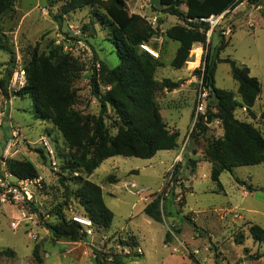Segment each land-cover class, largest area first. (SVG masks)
Wrapping results in <instances>:
<instances>
[{
	"label": "rangeland",
	"instance_id": "rangeland-1",
	"mask_svg": "<svg viewBox=\"0 0 264 264\" xmlns=\"http://www.w3.org/2000/svg\"><path fill=\"white\" fill-rule=\"evenodd\" d=\"M63 1L15 0L12 7L0 15V39L6 47V51H0V79L7 82L9 95V102H6L0 94V113H4L0 146L4 137L10 135V125L19 128L17 159L30 161L38 173L33 185L27 187L29 200L24 205L0 200V249L14 252L11 259L0 257V264H94L93 250L101 251L106 263L119 258L124 264H160L172 254L187 257L190 264H264V244L254 241L248 233L251 224L264 229V162L234 168L232 173L224 171L219 176V183H215L210 178V164L204 149L208 141L221 138L220 124L213 119L207 124L204 136L191 135L199 116L207 109L215 113L207 97L203 101V114H196V103L204 54L207 47L213 49L218 43L217 36L222 34L229 43L219 53V58H229L248 68L249 75L257 79L261 88L252 114L236 109L235 117L251 122L264 136V121L259 119V113L264 109V18L261 16L264 0H257V7L243 0L233 10L211 19L205 45L192 46L193 49L199 45L201 54L199 50L191 52V49L188 61L178 70L170 66L178 44L166 39L164 32L174 25L184 24L162 12L165 7L162 1L165 0H123L124 10H100L115 26L121 27L132 15H138L153 30L147 45L158 55L156 61L162 64L155 69L154 79L158 83L164 79L178 83L172 91L156 87L153 98L166 128L178 132L179 137L174 150L159 151L145 160L121 156L108 158L93 171L87 179L102 189L103 201L113 213V220L106 229L92 225V234L75 242L51 240L42 221L57 222L58 211L66 220L73 216L84 217L73 195L77 188L76 177H86L82 169L75 167L76 157L82 151L69 150L51 123L33 117L30 98L12 97L18 90L14 84L15 75L24 71L33 49L48 56L59 48L60 53L67 55L78 67L72 83V109L80 113L90 132L95 130L100 108L91 93L92 73L95 70L99 74L102 63L109 69L118 64L110 42L111 28L99 20L91 5L63 15L61 23L53 21L52 15H58ZM145 58L155 62L148 56ZM97 83L103 94L108 88L98 76ZM214 83L216 88L232 92L234 99L239 100L237 84L228 64L216 65ZM103 123L101 140L98 139L96 145L117 132L119 123L110 108L103 115ZM41 137H46L55 147L54 165L36 151L41 150ZM84 151L89 154L93 148L86 144ZM189 159L196 161L194 172H191ZM173 171H178L175 179L172 178ZM7 172L6 164H0V175L3 177ZM236 179L244 182L252 192L248 193ZM108 191L112 197L108 196ZM163 191L169 197L173 193L175 202L171 204L167 197L164 198L162 220L157 222L147 218L142 208ZM1 196L0 187V199ZM32 213H35L33 218L29 217ZM185 217L191 219L194 227ZM176 226L180 228L179 232L174 230ZM166 233L171 235L168 243H165ZM238 234L244 235L242 244L234 241ZM135 237L142 256L133 257L138 254V247L129 248L132 241H136ZM36 244L39 245L41 263L32 257ZM172 248H176L177 253H173ZM249 254L260 257L252 259Z\"/></svg>",
	"mask_w": 264,
	"mask_h": 264
},
{
	"label": "trees",
	"instance_id": "trees-1",
	"mask_svg": "<svg viewBox=\"0 0 264 264\" xmlns=\"http://www.w3.org/2000/svg\"><path fill=\"white\" fill-rule=\"evenodd\" d=\"M247 1L252 6H258L257 0ZM14 2L15 0H0V15L8 11ZM162 2L165 6L162 12L176 17L184 24L174 25L164 32L166 39L178 44L170 62V66L178 70L188 61L193 45H205L206 33L210 25L207 22H200L199 19H208L211 16H219L227 10H233L243 0H165ZM89 5L94 7L95 15L99 20L110 26V42L118 58L117 66L109 69L102 63L99 74L94 70L91 76V93L98 100L100 108L95 130L90 132L80 113L72 109L74 103L72 83L78 67L67 55L61 54L59 48L48 56L39 54L36 48L33 49L30 61L22 71L25 76V85L14 91L12 97L30 98L33 117L41 122L51 123L59 131L69 150L77 153L82 151L76 157L75 167L82 169L86 177H76L77 188L73 195L82 208L83 216L88 218L96 228L106 229L111 225L113 213L103 201L101 188L87 178L108 158L121 156L145 160L151 159L159 151L177 148L179 134L166 128L153 93L156 87L172 91L177 88L178 83L169 79L158 83L154 79L155 69L162 64L156 61L157 58L151 57L139 48L141 44H148L153 35V30L145 20L138 15H132L125 25L119 27L100 13V10L109 12L124 10L123 0H64L58 15H52V19L61 23L63 15ZM261 16L264 18V10L261 11ZM217 37L218 43L213 49L207 47L202 60L203 69L200 72L201 88L207 91V100L212 103L215 113L207 109L204 115L197 118L194 132L191 134L193 137L204 136L207 124L213 119L220 124L221 138L208 141L204 149L206 161L210 164V178L215 183H219V176L224 171L232 173L234 168L256 166L264 162V136L251 122L241 121L234 114L236 109H244L248 114H252L254 104L261 93L260 84L256 78L249 75V70L245 66L238 65L229 58H219V53L228 45L229 40H225L222 34ZM193 50H199L201 54L199 45L191 52ZM0 51H6L1 39ZM145 56L154 59L155 62L148 61ZM218 63L229 65L231 77L237 84L239 100L234 99L232 92L215 87L214 73ZM10 75L11 73L8 74L7 80ZM97 76L108 88L103 94L100 93ZM6 84L4 79H0V94L8 102ZM107 108L114 112L119 126L114 136L96 145L95 142L98 139L101 140V132L104 128L103 115ZM259 119L264 121V109L259 113ZM88 137H90L89 141ZM86 144L93 148L89 154L83 152ZM53 149L55 151V147ZM36 151L41 158L47 159L42 148ZM189 162L191 172H194L196 161L189 159ZM6 168L9 174L17 179L34 180L38 177L36 168L28 160H9ZM177 175L178 171H173L172 178L175 179ZM236 182L245 187L248 193L252 192V189L245 186L244 182L237 179ZM173 195L171 193L169 197L164 191L155 195L145 204L142 213L147 218L160 222L163 214L161 210L164 206L163 200L167 197L171 204H174ZM33 210L36 212L35 209ZM184 219L194 227L191 219L188 217ZM42 226L53 241L67 239L75 242L86 238L82 226L66 220L60 211L57 212V222L42 221ZM174 230L179 232L180 228L176 226ZM248 233L254 241L264 244V229L251 224L248 226ZM170 239V233H166L165 243H168ZM234 241L242 244L244 235H235ZM129 247L132 249L137 247L136 241H132ZM38 250L39 245H34L32 257L37 263H41ZM93 256L94 264H124L119 258L106 263L105 255L98 250H93ZM138 256L140 254L133 255V257ZM189 256L196 262L192 255ZM248 256L252 259L260 257L259 254ZM0 257L11 259L14 257V252L0 249Z\"/></svg>",
	"mask_w": 264,
	"mask_h": 264
},
{
	"label": "built area",
	"instance_id": "built-area-1",
	"mask_svg": "<svg viewBox=\"0 0 264 264\" xmlns=\"http://www.w3.org/2000/svg\"><path fill=\"white\" fill-rule=\"evenodd\" d=\"M218 17V16H211L208 19L201 18L199 19L200 22H207L209 23L211 19ZM139 48L144 52L148 53L149 55L153 56L154 58H158V55L147 45L141 44ZM15 87L19 90L25 85V76L22 71L20 73H16L14 78ZM207 91L202 89L200 86L198 92V100L196 103V114L199 112L203 114V101L205 97H207ZM244 110V109H242ZM245 111V110H244ZM0 118H3V113H0ZM1 121V120H0ZM19 128L10 125V135L7 140L4 142L2 148H0V164L5 165L6 161L17 159L19 155L18 151V144L21 138ZM40 146L45 152L47 159L51 162L52 165L55 164V151L53 146L49 143V140L46 137L40 138ZM29 185H33V180L28 179H17L7 172L6 174L0 176V187L2 189V196L1 201H8L15 205H24L29 200V193L27 191V187ZM25 216V215H24ZM35 213H32L29 217L33 218ZM73 222L78 223L82 226L83 232L90 236L92 234L91 226L92 222L86 217H71ZM14 226V224H12ZM16 227V226H14ZM130 248V247H129ZM132 249V248H130ZM137 253L140 254V250L137 249Z\"/></svg>",
	"mask_w": 264,
	"mask_h": 264
},
{
	"label": "crops",
	"instance_id": "crops-1",
	"mask_svg": "<svg viewBox=\"0 0 264 264\" xmlns=\"http://www.w3.org/2000/svg\"><path fill=\"white\" fill-rule=\"evenodd\" d=\"M200 56V55H199ZM199 59V57H198ZM198 63V62H197ZM9 102V101H8ZM3 113V112H2ZM3 118H4V113H3ZM3 118H0V126L2 125V120ZM9 126V125H8ZM7 140V138L4 137V140L2 141V144L0 146V148L3 147L4 145V142ZM243 187V186H242ZM102 191V189H101ZM108 196L109 197H112V194L109 193L108 191ZM143 209V208H142ZM230 210H233V209H230ZM229 211V210H228ZM136 238V237H135ZM136 243H137V247L138 249L140 250V256L143 255V252H142V249L140 248L139 246V243H138V239L136 238ZM181 244V243H180ZM181 248H184L183 245L181 244ZM171 251L173 253H177V249L176 248H172ZM250 255V254H249ZM160 264H190L189 260L187 259V257H179V256H174L172 254H169L168 257H165L164 260H162V262ZM234 264V263H233Z\"/></svg>",
	"mask_w": 264,
	"mask_h": 264
},
{
	"label": "water",
	"instance_id": "water-1",
	"mask_svg": "<svg viewBox=\"0 0 264 264\" xmlns=\"http://www.w3.org/2000/svg\"><path fill=\"white\" fill-rule=\"evenodd\" d=\"M164 15V14H163Z\"/></svg>",
	"mask_w": 264,
	"mask_h": 264
}]
</instances>
